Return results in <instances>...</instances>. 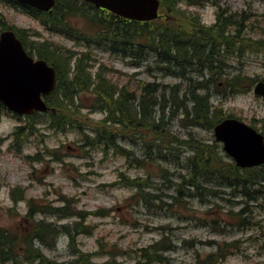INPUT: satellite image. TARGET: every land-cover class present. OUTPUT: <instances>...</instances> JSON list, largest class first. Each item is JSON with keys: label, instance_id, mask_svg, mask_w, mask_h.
<instances>
[{"label": "rangeland", "instance_id": "374dc122", "mask_svg": "<svg viewBox=\"0 0 264 264\" xmlns=\"http://www.w3.org/2000/svg\"><path fill=\"white\" fill-rule=\"evenodd\" d=\"M76 1L79 12L68 21L93 36L89 16L99 10L83 0ZM220 6L224 17L242 23L230 26L227 35L237 32L240 43L236 45H241L243 52L230 51L224 57L227 50H223L219 73L213 69L217 63L208 69L187 61L178 68L159 62L154 52L135 65L101 47L80 50L67 36L46 30L34 16L0 0V13L9 25L37 35L29 40L70 49L76 58L93 50L96 60L89 63V69L94 64V69L105 65L113 83L133 91L129 105L144 124L126 126L118 139L121 149L106 154L101 147H83L85 134L93 136L92 128L83 133L69 130L75 125L66 117L63 127L67 129L56 130L48 126V117L19 115L0 105V228L26 229L29 222L25 215L31 203L35 211L61 210L68 205V214H60L66 217L35 214L36 220L60 227L53 246L36 241L44 255L60 264H72L78 257L71 245L88 253L92 264H203L208 258L212 261L204 264H264V167L246 176L247 188L232 185L228 175L235 162L216 141L214 129L203 122L191 125L196 116H188L172 101L176 93L181 106L186 103L190 112L196 105L190 101V93L195 91L209 101L210 122L217 117H236L264 133V99L253 92L256 83L264 82V0H210L204 6L183 1L174 8L175 13L168 12L167 25L196 17L202 26L211 27L218 22ZM40 48L30 44L31 50ZM70 66L73 73L76 65L71 61ZM71 75L73 78L75 73ZM237 76L254 80L245 89L248 92L232 93L225 85ZM150 83L158 86L151 95L158 99V105L148 107L143 114L141 91ZM88 95L83 92L82 102L78 98L76 106L91 108L94 99ZM78 114L91 127L105 126L108 117L101 108H80ZM79 115L76 119L84 124ZM154 123L162 125L161 133L165 134L140 129H152ZM126 133L129 136H123ZM192 141L216 149L218 174L211 171L210 178L198 177L190 166L191 146L184 143ZM146 249L150 250L144 252ZM153 251L161 258L158 262L147 259ZM24 261L4 264H30Z\"/></svg>", "mask_w": 264, "mask_h": 264}, {"label": "trees", "instance_id": "16d2710c", "mask_svg": "<svg viewBox=\"0 0 264 264\" xmlns=\"http://www.w3.org/2000/svg\"><path fill=\"white\" fill-rule=\"evenodd\" d=\"M183 1H187L188 4L192 6H199L204 5L210 0H162V5L168 12L175 13L176 11L174 8L178 3ZM58 2V7L52 12L34 13V15L41 20L49 30L67 35L69 38L74 39L77 44H86L87 46L89 45V48L95 45L126 58H132L133 56L138 61L145 60L146 58L148 60V53L154 52L159 62L168 63L170 65L176 64L175 66H178V68H183L187 61L197 63L201 67L208 69L212 68V66L217 63L213 68L215 72H219V70L223 68L222 65L224 62L220 59L223 50H227L226 54L223 53L224 57H226L230 51H235L238 55L243 52V47L241 45H236V43H240L237 32L232 33L231 37L227 35L230 26L235 24L241 26L242 23L233 21L231 16L224 17V10H222L221 7V12L218 14V22L211 27L202 26L200 20L196 17H190L182 21L178 20L173 26H168V15L157 21L139 23L118 18L107 11L99 10V13L96 15L89 16L94 27V33L93 36H88L83 33L82 29L74 28L68 21L69 18H72L71 16H76L79 12L77 1L58 0ZM192 31L197 32L193 34ZM75 53L76 52H72L65 48L55 47L50 42H44L42 44V49L39 50V56L50 62L58 73V86L56 90L47 97L50 107L57 110L56 113L50 114L49 116L52 125L57 128L67 129L63 127L67 122L64 118L67 117L69 123L75 125L74 128H76L77 125L78 128H81V124L76 119L79 115L80 108H88L91 111L101 108V110H105L108 114V117L104 119L105 126L101 127L97 124L89 127L90 129L92 128L93 136L85 134L83 147L92 149L101 147L106 154H108L110 150H120L121 147L118 144V139L122 137L121 133L126 132L125 129L131 124L134 125L137 123L140 126L144 125L142 119L138 117V114L136 115L130 108L129 104L133 92L130 93L125 87L120 89L118 85L113 83L112 80L107 77L109 69L105 65H100L96 71H93L96 64L92 65L89 69V63L95 60H93L88 53H79L74 63L76 65L74 72L71 73L72 66H70V63ZM132 63L140 65L137 62ZM74 73V77L72 78V75L70 77V74ZM181 74L186 77L184 70ZM187 80L190 81L191 78ZM253 81L254 80L250 78L245 79L241 76H237L229 80L225 85L232 93L244 92L246 88L252 85ZM245 82H247V84H244ZM156 87H158L156 84L150 83L142 90L144 100L142 106L143 114L147 113L148 107H152L153 109L158 105V99L151 97V95L156 94ZM83 92H87L89 94L88 96L94 99L91 108L88 106H76V100L78 98L80 102H82L83 98L81 95ZM190 95L192 97L190 101L196 104L190 112L186 107V103H182L181 106L179 97L176 96V93L172 95V101L175 102L177 107L184 108L188 116L192 114L193 117L196 116V121H193L191 125L203 122L212 127L215 121L221 119V117H217L213 123L210 122L212 111L209 101L198 97L195 91H192ZM198 102L202 103V105H197L199 104ZM164 109L165 107H163L162 111H164ZM41 117H43V115H41ZM113 124L116 128H114ZM117 124L119 126H117ZM139 125L135 127L139 128ZM119 128L124 131H119ZM162 128V125L158 126L154 123L152 126L153 131L148 127H142L140 129L153 132L154 135L155 133H160L162 135L165 134L161 133ZM16 134L19 135L18 132ZM134 134L135 132L131 135ZM123 136H129V134L126 133L125 135L123 134ZM184 143L191 146L193 156L190 158V166L193 167L195 173H198V177L207 176L210 178L211 171L214 174H218L219 168L216 167L215 162L219 157L215 148L208 149L207 146L200 145L199 141ZM127 154L129 155L130 153L128 152ZM229 171H231V174L228 175L231 177V184H240L245 189L247 188L248 181L246 176L252 175L255 169H245L242 170L243 173H241L240 169L234 164H231ZM68 210V205H64L61 210L50 208L48 210L42 209L35 211L34 205L31 203L29 213L25 216V219H28L27 221L29 222L26 229H22L20 226H16L15 231L0 228V264L11 261L20 263L22 260H25L24 263L30 264L33 262V264H60L58 261L44 255L42 249L36 245V240L39 239L43 244L53 246L54 237L59 235L60 227L55 225L52 227V225L46 224L43 221L36 220L35 214L41 212L51 215L59 214L61 217H66L60 214H68ZM58 211H60V213ZM68 233L71 236L69 231ZM73 242L74 239L71 237L70 244ZM74 246L75 245H71L74 249V253L77 254L79 258L77 257L71 263L92 264L90 255L88 253L84 254L78 252ZM147 250L150 249L143 251L146 252ZM153 254L154 255H149L147 259L158 262L161 259L158 253L153 251ZM210 261H212V259L208 258L203 264ZM211 264H215V262Z\"/></svg>", "mask_w": 264, "mask_h": 264}, {"label": "water", "instance_id": "95a60500", "mask_svg": "<svg viewBox=\"0 0 264 264\" xmlns=\"http://www.w3.org/2000/svg\"><path fill=\"white\" fill-rule=\"evenodd\" d=\"M48 10L54 0H23ZM98 7L108 8L120 15L139 20L157 16L158 0H88ZM8 36V35H7ZM0 56V100L20 113L46 110L41 93H49L55 87V75L43 61L34 63L24 52L14 36L5 38ZM264 96V83L256 87ZM260 88V89H259ZM217 139L225 143V149L242 167L264 163V139L242 122L228 119L217 127Z\"/></svg>", "mask_w": 264, "mask_h": 264}, {"label": "bare ground", "instance_id": "6f19581e", "mask_svg": "<svg viewBox=\"0 0 264 264\" xmlns=\"http://www.w3.org/2000/svg\"><path fill=\"white\" fill-rule=\"evenodd\" d=\"M97 45V44H96ZM89 46V45H88ZM92 51L93 50H90V51H88V52H82V53H88L89 55H91V57H92V59L93 60H96V58L95 57H93V53H92ZM115 56V55H114ZM119 56V55H118ZM124 58H126V57H124ZM76 57H73V59L71 60L72 61V64H74L73 63V61L75 60L76 61ZM128 60H130L131 62H137V63H139V64H141V62H143V60L142 61H138V60H136L133 56H132V58H127ZM78 63V62H77ZM49 66H51L52 67V65H51V63L49 62ZM54 70H55V72H56V69L54 68V67H52ZM72 71H73V68H72ZM56 77H57V86H58V74H56ZM253 80V79H252ZM260 82H258V83H256L255 84V86H254V89H253V92L255 93V95H257V96H259V97H262L263 99H264V96L263 95H261V94H258L257 93V85L259 84ZM260 89V88H259ZM245 92H248V90H246V91H244V92H236V93H245ZM183 111H184V109H183ZM185 112V111H184ZM193 113H195V112H193ZM193 115V114H192ZM201 117V116H200ZM232 118H235V117H225L224 119H222V117H221V119L220 120H217V121H215L214 122V124H213V126H212V129H214V135H215V138L216 137H218V133L216 132L217 131V127L218 126H220L221 125V123H223L224 121H227L228 119H232ZM239 121H243V120H239ZM222 147H223V149H224V145H222ZM28 213H29V210H28ZM45 214H47V213H45ZM44 215V214H43ZM61 231V230H60ZM37 242H39V243H41V241L39 240V239H37L36 240ZM71 242V241H70ZM71 247V246H70Z\"/></svg>", "mask_w": 264, "mask_h": 264}]
</instances>
